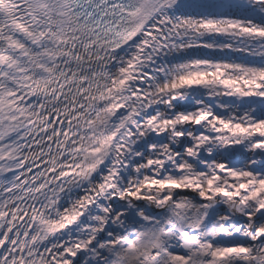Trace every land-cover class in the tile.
I'll return each mask as SVG.
<instances>
[{"label": "snow or ice", "instance_id": "snow-or-ice-1", "mask_svg": "<svg viewBox=\"0 0 264 264\" xmlns=\"http://www.w3.org/2000/svg\"><path fill=\"white\" fill-rule=\"evenodd\" d=\"M0 264H264V0H0Z\"/></svg>", "mask_w": 264, "mask_h": 264}]
</instances>
